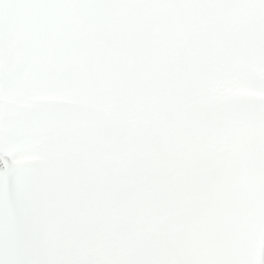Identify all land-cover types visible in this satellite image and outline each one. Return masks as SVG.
<instances>
[{
  "label": "snow or ice",
  "instance_id": "snow-or-ice-1",
  "mask_svg": "<svg viewBox=\"0 0 264 264\" xmlns=\"http://www.w3.org/2000/svg\"><path fill=\"white\" fill-rule=\"evenodd\" d=\"M0 264H264V0H0Z\"/></svg>",
  "mask_w": 264,
  "mask_h": 264
}]
</instances>
